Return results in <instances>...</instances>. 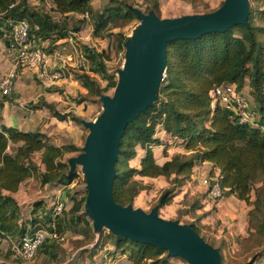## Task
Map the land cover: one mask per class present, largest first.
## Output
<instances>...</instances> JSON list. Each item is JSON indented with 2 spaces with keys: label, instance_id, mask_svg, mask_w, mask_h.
Masks as SVG:
<instances>
[{
  "label": "trees",
  "instance_id": "trees-1",
  "mask_svg": "<svg viewBox=\"0 0 264 264\" xmlns=\"http://www.w3.org/2000/svg\"><path fill=\"white\" fill-rule=\"evenodd\" d=\"M47 5L52 6L53 12L45 11ZM133 8L117 0L103 12H95L91 0H40L38 7L32 6L29 0H0V40L11 47L14 27L27 20L31 27L30 39L50 55L61 41L75 39L90 22L95 38H116L117 48L125 56L129 35L113 33L112 27L117 28L121 21L124 25L137 21ZM147 9L154 10L160 17L158 0ZM249 9L248 26L237 25L225 33H210L196 40L182 39L168 45V78L162 82L157 101L127 126L121 139L113 198L123 207L133 206L142 192L152 189V185L144 184V179L164 178L171 186L151 209L158 208L160 216V211L191 181L195 169L210 164L213 171H219V176L211 181L208 192L218 184L221 198L216 200L235 197L253 207L249 212L248 233L258 236L260 241L252 247L250 257H245L240 264H261L264 261V0H250ZM53 13L60 15V20H55ZM70 22L73 30L68 29ZM45 43L48 46L43 49ZM77 45L87 68L75 75L87 94L75 102L82 105L92 98L96 99L93 103L101 102L119 83L109 71L107 63L111 55L87 45ZM20 73L21 69L17 77ZM95 76L106 85L102 86ZM224 85H234L237 93L248 90L253 101L250 122L241 123L232 109L214 104V89ZM8 99L9 96H4L0 100V241L9 244L8 258L13 257L14 264H24L18 253L23 242L38 230H44L53 240L46 238L36 256L41 253L55 262L56 242L65 234L71 231L87 239L88 234L96 233L93 222L85 214L87 188L83 195L69 193L70 209L60 215L56 214V205L52 208L49 201L34 202L30 220L24 219L22 207L14 195L30 179H38L44 187H69L79 173L77 169L72 172L66 156L79 155L83 148L73 144L56 146L40 131H23L3 125L1 111ZM27 108L32 111L46 109L61 122L82 124L73 112L62 114L55 103L46 100L27 105ZM159 129L165 132L168 140L158 136ZM175 148L184 152L170 156ZM36 154L41 155L40 165L33 160ZM138 158V167L131 166ZM161 160L165 161L161 163ZM84 181L87 185L86 178ZM191 207L190 211H179V219L173 221L191 225L207 243L220 250L222 262L227 264L223 257L224 245L217 247L205 239L197 224L200 218L182 223L184 215L203 208L199 201ZM43 209H47V214ZM105 230L99 231L95 244L99 249L104 246ZM108 234L107 239H115L113 252L109 254L131 264H170L173 259L166 250Z\"/></svg>",
  "mask_w": 264,
  "mask_h": 264
},
{
  "label": "rangeland",
  "instance_id": "rangeland-1",
  "mask_svg": "<svg viewBox=\"0 0 264 264\" xmlns=\"http://www.w3.org/2000/svg\"><path fill=\"white\" fill-rule=\"evenodd\" d=\"M40 0H29L30 4L34 7L39 6ZM92 7L95 12H103L104 9L110 7L114 1L116 0H91ZM124 1L130 6L134 8L142 10L144 13L148 14L149 11L147 9L148 5H153L156 0H117ZM225 0H194V2H188L186 0H158L159 2V10L160 17L165 18H179L185 16L186 14L194 15L196 13H204L206 11H215L219 9L222 3ZM46 12H53L52 6L47 5L45 7ZM55 20H60V15L53 13ZM78 20L77 18H75ZM74 21V20H73ZM72 22V20H71ZM68 23V29L73 30V24ZM78 23H76L77 25ZM75 25V26H76ZM139 25V21H134L131 24L124 25V21H121L118 24L117 28L112 27L113 33H123L126 35H132L133 31ZM81 33L74 37L75 39H68L62 41L60 46H56L57 48L54 51L65 50L67 56L66 60L68 61V57L75 52V49L78 51V59L81 58V50L79 49L77 43L80 45H87L97 49L98 51H106L111 55V61L108 62L109 71L115 75L116 80L119 79L118 70H121L125 63V56L123 52L119 51L117 48L116 38L112 40L108 38H95L93 36V27L89 23L84 25ZM75 36V35H73ZM78 40V41H77ZM77 41V43H76ZM69 42L72 44L71 47L67 48L63 44ZM48 43L42 44V48L46 49ZM75 48V49H74ZM60 52V51H59ZM55 52L51 54L53 56ZM74 55H76L74 53ZM6 64L1 66L0 64V81L7 76L14 68L13 62L11 60L5 59ZM57 62V61H55ZM54 62V64H55ZM59 65H53L52 71H55L59 68ZM69 72L71 71L73 75L72 83L70 82L63 89L61 86H58L55 83H47L39 77L36 78L39 90L40 85L45 83L49 85L53 90V97L60 101L62 105V111L73 112L75 110V115L81 119L82 122H95L99 116L104 112L103 103L92 102L96 99L92 98L91 101L88 100L87 103L82 105H78L75 100L78 99L82 95L87 94V90H85L80 81L76 79L75 74L81 73L73 72V68L67 65ZM66 67V68H67ZM64 69V68H63ZM62 69V70H63ZM83 70V68H81ZM18 71V70H17ZM65 71L64 73H67ZM22 72V69H21ZM26 80L30 77H25ZM32 79L33 76H31ZM102 86L106 85V82L103 81L99 77H95ZM64 79V76L56 81ZM19 90V95L17 99H19L22 103L33 102V100L38 99L39 92L30 96V85L27 82L23 81L20 77L15 80V88ZM60 89V90H59ZM115 89H112L108 92L107 96L114 97ZM248 90L245 89L243 91L245 98L248 100L250 106L253 104L252 99L248 95ZM14 92V90H13ZM12 92V93H13ZM65 93V94H64ZM14 94V93H13ZM12 96V94L10 95ZM9 96V97H10ZM1 98H3L1 96ZM252 109V106H251ZM68 113V112H66ZM68 124L71 121H67ZM86 129V128H85ZM86 134H89V131L86 129ZM159 134V132H158ZM160 136V134H159ZM168 140V137H165ZM183 153L184 151L181 148H175V150L170 151V156L178 153ZM139 153H142L141 151ZM78 154L72 155L71 157H77ZM40 154L34 155V160H37V164L40 165ZM68 155L66 159H68ZM70 159V158H69ZM139 158L135 159L131 162V166L138 167ZM44 169V168H43ZM77 171L79 173V177L75 180L74 183L70 185V188H54L48 187V189H44L42 185H40L39 180H30L26 182L22 192H21V201L19 202L22 207V212L25 220H30L32 216V205L34 202L39 200H47L52 203V208L54 205L56 207L59 206L62 202L65 204L64 210H69L71 204L69 202L68 194L72 192H78L80 194H85L86 183L84 181V174L82 172V167L77 166ZM212 165L204 164L195 169L193 178L189 183H187L180 194L175 197L172 203L166 208L160 211V218L164 220H176L179 219V211L185 212L190 211L192 209V205L199 201L203 206L202 209L197 210L196 212L191 211L188 215H184L182 223H190L194 222L196 218H200L201 222H198V227L201 229L202 235L205 239L214 243L217 247L224 245L223 249V257L227 264H240L244 261L245 257H250L251 249L254 245H256L260 239L258 236H249V212L253 208L251 205H247L244 202L239 201L235 197L224 198L216 200L209 192L206 185L203 184L202 180L208 178L211 181L217 180L219 176V171H213ZM144 184L152 185V189L147 192H142L140 196L136 199L134 203V208L137 210H141L144 213H149L151 209L156 205L158 199L162 195L165 189L169 188L171 184L165 180L164 178L159 179H144ZM260 187V185H257ZM61 191V193L59 192ZM61 200V202L57 203V200ZM65 200V202L63 201ZM58 200V201H59ZM68 206V207H67ZM42 212V210H41ZM43 212L47 214V209H43ZM57 212V208H56ZM182 213V214H183ZM47 238H51L49 232ZM109 231L105 230L103 234V242L104 246L99 249L95 247V244L99 239V231L96 230L95 234H88L86 236L87 239H83L82 237L74 234L73 232H69L63 236L62 239L56 242L57 244V259L55 262H50L48 258L39 253L32 262L23 261L24 264H131L128 260L123 259L118 256L114 257L113 245L115 243L114 238L107 239L109 236ZM95 237V240H94ZM56 238V237H55ZM53 240V238H51ZM94 240V241H93ZM9 244L7 242L0 241V263L2 264H14L13 257L8 258ZM121 260V261H120ZM170 264H189L183 259L173 258L170 261ZM264 264V261L261 263Z\"/></svg>",
  "mask_w": 264,
  "mask_h": 264
},
{
  "label": "water",
  "instance_id": "water-1",
  "mask_svg": "<svg viewBox=\"0 0 264 264\" xmlns=\"http://www.w3.org/2000/svg\"><path fill=\"white\" fill-rule=\"evenodd\" d=\"M250 0H225L213 13L160 18L133 8L139 25L128 37L125 63L119 71L114 97L101 99L104 112L95 122H83L89 131L83 152L70 159L72 172L82 167L88 195L85 214L95 230H108L126 238L166 250L169 256L189 264H223L220 250L207 243L191 225L164 220L158 208L144 213L113 198L120 142L127 126L152 107L167 69L168 45L196 40L210 33H225L237 25L248 26Z\"/></svg>",
  "mask_w": 264,
  "mask_h": 264
},
{
  "label": "built area",
  "instance_id": "built-area-1",
  "mask_svg": "<svg viewBox=\"0 0 264 264\" xmlns=\"http://www.w3.org/2000/svg\"><path fill=\"white\" fill-rule=\"evenodd\" d=\"M30 24L27 20L19 22L12 33V62L13 70L0 81V96H10L15 88V79L17 78V70L28 69L35 73L37 77L47 83H53L62 77V69L66 65V52L63 50L54 51L55 54H47L40 47L36 46L30 39ZM59 43L58 46L61 45ZM60 51V52H59ZM62 62L60 67L52 71L54 62ZM79 68H87V62L84 58L78 61ZM168 78L167 70L163 73V82ZM214 104L232 109L238 116L241 123H247L252 120L250 104L243 93H237L234 85H224L216 87L212 93ZM208 190L211 188V180L208 178L202 180ZM210 194L216 199L221 198V190L218 184L212 186ZM65 204L61 203L57 207V215L62 214ZM48 233L44 230H38L33 236L28 237L23 242L22 247L18 251L19 255L26 262H32L37 254L38 249L43 245Z\"/></svg>",
  "mask_w": 264,
  "mask_h": 264
},
{
  "label": "crops",
  "instance_id": "crops-1",
  "mask_svg": "<svg viewBox=\"0 0 264 264\" xmlns=\"http://www.w3.org/2000/svg\"><path fill=\"white\" fill-rule=\"evenodd\" d=\"M187 15V14H186ZM191 15V14H188ZM62 42V41H61ZM64 46H69L71 47L72 44H69V42H66L63 44ZM74 46V45H72ZM75 49V48H74ZM74 53L76 55H74ZM72 53L68 57V61H66L65 68L62 70L64 79H61L59 81L53 82L57 84L58 86H61L63 89L66 87V85L70 82L72 83L73 75L71 71L69 72L68 70H71L70 68L68 69L67 65L71 66L73 68V72H80L81 68L78 67V51L75 49V52ZM8 59L12 61V51L9 47L7 46L4 41L0 40V64L3 66L6 64V60ZM62 64V62H55L54 65H59ZM67 67V68H66ZM65 71H68L67 73H64ZM30 77L29 79L26 80L25 77ZM33 76L34 79L31 78ZM76 76V75H75ZM21 78L23 81L27 82V84L30 85V96L34 94H37L38 92L40 93L38 96V99L33 100V102H26L22 103L19 99H17V96L19 95V90L14 89V94L12 93V96L9 97L8 101H5L3 105V109L1 111V117H2V124L11 127V128H18L23 131H40L43 134H45L50 142L56 146H62V145H67V144H73L79 148H84L85 142H86V129L85 126L82 122V124H78L75 122H70L68 124L67 121L61 122L57 118H55L48 110H39V111H32L29 108H27V105L30 104H37L41 100H46L48 103H55L57 106V109L62 113H66L69 111H62V105L60 104V101L55 99L52 95L53 90L49 88L50 86L45 83V85L41 84L40 89H38V83L36 78H38L35 73L31 70L28 69H22V72L18 75V78ZM97 77V76H95ZM60 90V89H59ZM65 94V93H64ZM1 100V96H0ZM75 114V110L73 111ZM90 122V121H88ZM159 134L158 136L162 139H166L165 137H168L165 132L162 129L158 130ZM81 154V153H80ZM72 155H77V154H71L68 155V157L71 159ZM68 158V159H69ZM34 160V157H33ZM36 163L38 162L37 160H34ZM165 160H161L160 162H164ZM41 162V158H40ZM41 169L44 171L43 167ZM30 180H38V179H30ZM28 180V181H30ZM27 181V182H28ZM26 182L23 184L20 192L16 195H14L15 199L18 202H22L20 197H21V192L25 186ZM41 185V184H40ZM44 189H48V186L43 187ZM67 188H70L67 187ZM65 189V188H63ZM61 193V191H59ZM59 200V199H58ZM57 200V203L61 202L62 199L59 201ZM65 202V200L63 199ZM23 203V202H22ZM63 203V202H62ZM20 204V203H19ZM21 205V204H20ZM68 207V206H67ZM32 213V212H31ZM31 219V217H30ZM123 260V259H122Z\"/></svg>",
  "mask_w": 264,
  "mask_h": 264
}]
</instances>
